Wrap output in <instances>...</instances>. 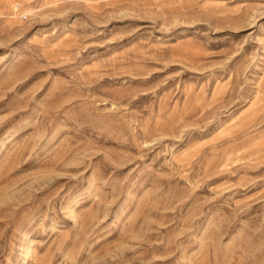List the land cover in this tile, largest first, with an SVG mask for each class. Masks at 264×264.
<instances>
[{"label": "rangeland", "instance_id": "rangeland-1", "mask_svg": "<svg viewBox=\"0 0 264 264\" xmlns=\"http://www.w3.org/2000/svg\"><path fill=\"white\" fill-rule=\"evenodd\" d=\"M0 264H264V0H0Z\"/></svg>", "mask_w": 264, "mask_h": 264}, {"label": "built area", "instance_id": "built-area-1", "mask_svg": "<svg viewBox=\"0 0 264 264\" xmlns=\"http://www.w3.org/2000/svg\"><path fill=\"white\" fill-rule=\"evenodd\" d=\"M19 7H21V5H20V4L17 6V9H18ZM23 17H25V18H26L27 16H23Z\"/></svg>", "mask_w": 264, "mask_h": 264}]
</instances>
